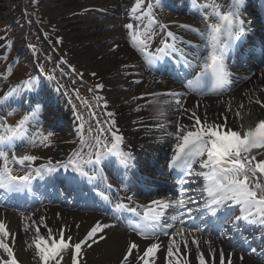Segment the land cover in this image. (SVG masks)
Instances as JSON below:
<instances>
[{"label": "snow or ice", "instance_id": "6c2138e0", "mask_svg": "<svg viewBox=\"0 0 264 264\" xmlns=\"http://www.w3.org/2000/svg\"><path fill=\"white\" fill-rule=\"evenodd\" d=\"M244 3L245 0H209L208 3L202 5L203 9H209L203 16L205 30L201 32L199 29H192L198 33L202 44L196 46L198 51L193 52L189 59L176 47L174 42L176 37L171 31L166 32V37L161 39L160 46L155 51L149 50L148 42L155 35L151 28L156 19L153 10L163 6L162 0H155V3L152 0H147L146 4L145 0H136L131 11L137 20L142 21L147 18L148 25L143 33L144 39H140L137 32L130 33L132 46L145 57L149 65L153 66L180 51V54L184 56V67L191 69L190 78L183 82L186 89L200 95L207 92L223 93L230 90L234 83H237L233 79V73L227 63V56L229 52L237 48L242 37L250 31L252 23L245 18ZM142 9L146 10L141 11ZM138 12L139 15H135ZM124 27L132 30L134 25L128 23ZM181 27L188 26L181 25ZM160 28L163 30L167 26L160 25ZM149 33L152 34L149 35ZM167 37H171L173 42L169 43ZM40 71H43V68ZM8 74L11 75V67L8 69ZM49 79H54V77L49 76ZM36 87L37 80L35 78L30 77L23 82V88L29 91ZM96 87L102 89L104 86L97 84ZM19 91L20 86L18 85L10 89L6 97ZM152 95L178 98L181 93L172 91L163 94L152 93ZM77 98L79 99L78 93ZM96 99L103 98L96 97ZM159 102L167 105L169 100L165 99ZM174 102L181 105L179 99H175ZM252 102L253 100L250 98L249 103ZM83 103L87 105V101H83ZM254 103L264 109V100L256 98ZM88 107L91 118L96 122L99 134L94 135L90 141L81 139L80 150L73 153L67 162L56 161L53 163L49 160L47 164L35 168L32 167V164L38 159L37 156L25 154L17 157L13 153L10 159L9 153L14 149L16 142L25 138L29 139L33 145L38 142L47 146L50 142L53 133L48 131L47 134H44L40 128L35 127L39 124L37 119L40 109L39 101L36 102L35 108L25 114L15 125L6 123V120L0 117V189L9 193L30 192L33 181L51 176L60 169H63L65 173L74 174L68 177L69 180H75L77 177L92 180L93 177L90 173L97 172L98 166H102L108 158H115L126 169L132 167L133 156L122 150L124 137L116 127L115 120L112 119L114 113L106 112L109 120L104 122L107 125L105 128L97 118L96 112L91 111L90 105ZM103 107L107 108V101ZM239 108H244V105L241 104ZM73 110L76 111L75 105H73ZM231 110V108L228 109V111ZM12 114L9 112V115ZM164 115V110L158 109L157 119ZM236 116L242 119L239 109L236 111ZM76 118L84 119L79 113ZM189 119L194 120V124L190 128L177 125L175 131L167 133L175 141L169 167L176 170L182 177L202 178V187L199 189L181 187L179 199L152 200L148 206L133 207L122 202L117 203L115 205L117 209L126 210L139 217V220L133 225L132 231L149 241L142 250L137 242H130L122 255L120 264H153V260L162 246L161 235L170 238L167 245V264H189L187 259L181 260V257L187 254L189 244L188 240L184 238V234L187 232L191 235L193 232L202 233L205 231L204 228L195 224L192 228H188L184 220L185 214L192 217L193 213V209L187 205L197 203L189 195L191 191H199L202 195L206 194L199 209L202 214L207 213L215 219L223 216L224 220L232 225V229L236 230H239L241 221L248 225L264 228V118L255 123L250 122L247 126L240 123L235 130L226 123L227 117H224L225 122L222 123L208 122L206 119L202 121L193 111ZM33 128H35L34 132L31 131ZM83 130L84 124L81 123L79 131L82 133ZM94 131L91 125L87 129L89 133ZM85 145H87V151H85ZM258 156L260 159H257ZM196 163L199 164V170L193 167ZM13 164L19 165V169L12 167ZM19 172L23 174H19ZM195 182L192 181V183ZM108 187L112 186L108 185ZM99 195L105 200L109 198L104 192H100ZM127 200L131 201L132 197L128 196ZM233 206L239 207V214L228 216L226 212ZM138 207L143 210L138 211ZM170 208L184 209L185 211H177L165 219L166 211ZM43 220L42 217L41 223L47 229V233L46 235L41 234L40 226H36L33 241L36 256L41 264H63L65 254H67L70 264H83L82 250L85 247L92 248L99 241L105 240L107 238L106 229L112 227V225L98 221L82 239L77 241L71 234H68L70 229L66 225H62L57 234L46 223H43ZM33 224H35L34 221ZM76 227L79 228V225ZM177 236L181 239L184 252H181V245L177 243ZM242 238L247 239V237ZM261 239H264V235L261 236ZM191 243L199 249L200 242L198 240L193 239ZM206 243L210 244L211 242L206 241ZM14 244L15 234L3 221H0V249L6 254L0 256V264H19ZM28 247H32V244H29ZM250 253L256 254L257 249H250ZM216 254L215 249H212L207 257L200 253L198 264H216ZM231 256V253L226 256L223 249H220L219 264H231Z\"/></svg>", "mask_w": 264, "mask_h": 264}, {"label": "bare ground", "instance_id": "6f19581e", "mask_svg": "<svg viewBox=\"0 0 264 264\" xmlns=\"http://www.w3.org/2000/svg\"><path fill=\"white\" fill-rule=\"evenodd\" d=\"M60 1L64 4V11L71 13V15L66 22L48 20L52 25L51 31L54 32L51 35L53 37L58 35V37L63 38L67 50L75 58L73 63L76 68L78 69V66H80V69H83L80 70V73L92 75L95 73L93 75L95 76L94 79L104 86L101 89L104 100L99 108L102 114L98 119L101 121V125L106 128L107 125L104 122L109 120L106 112L114 113L112 119L115 120L116 127L124 137L122 150L131 153L133 156L132 167L130 168H124L115 158H108L102 166H98L97 172H91L90 175L93 178L90 182L96 184L98 189L119 196L126 195L127 189L140 188V183L132 179L134 166L140 164L145 171L151 172L149 164H153L157 167V170H161V163H165L164 161L172 156L175 148L174 138L168 136L167 133L175 131L177 125L190 128L194 124V120L189 119L193 111L202 121L206 119L208 122L222 123L225 122L224 117H227L226 123L234 130L240 123L247 126L250 122L255 123L264 118V109L254 103L256 98L264 100V91H262L264 90V71L260 78L258 76L253 77L237 92L228 95L223 94L193 106L184 119L183 109L178 108L174 111V107L170 103L163 105L159 102L165 99L159 100V97L152 95V93L165 90L164 88L167 87L168 83L157 81L147 71L143 56L132 46L130 33L137 32L139 38L144 39L143 33L148 25L147 18L142 21L137 20L131 11L136 0ZM245 1L248 7L255 5V3H250L251 0ZM152 2L155 3L154 0ZM20 3L19 1L16 2L17 5ZM162 5V7L153 10L159 18L157 25H153L154 28L151 27L155 33L152 39L155 43H160L161 39L166 37L167 31L176 33L178 30L186 34L187 30L181 27L185 22H195L197 23L196 26H201V15H198L199 19V17H191L189 14L184 13L186 10H191L194 5L193 0H162ZM79 7L81 8L79 9ZM164 7L167 10H164ZM256 7L262 8L264 3L256 4ZM144 10L146 9L141 11ZM247 12H250L249 8L244 11L245 14ZM135 15H139V12ZM43 20L47 19L43 18L39 21ZM128 23L134 25L132 30L124 27ZM67 25L73 32L68 30ZM160 25H166L167 28L162 30ZM151 34L149 33V35ZM167 39L169 43L172 42L170 37H167ZM148 44L152 48L150 41ZM23 51L26 54L27 50L24 49ZM30 53H32V49ZM30 53L26 54L29 60L32 57ZM65 72H70V68H67ZM24 81L19 82L20 91L18 93L9 96L7 100L0 101V107L6 108L19 105L25 109L31 108L33 110L36 102L39 101L40 109L37 113L39 124L35 127L47 128V126H52L58 129L55 149L57 161L67 162L73 153L80 150L81 139L90 141L94 135L99 134L95 121L85 116L83 120L76 118L79 111L77 109L74 111L72 105L68 104L70 101L64 96V92L59 85H52L50 80H45V83L39 80L40 88L36 87L29 91L23 88ZM250 98L253 100L252 103H249ZM105 101H107L106 109L103 107ZM190 104H192V101L189 103L187 100L184 106ZM241 104L244 105V108H239ZM161 108L164 110L165 115L157 119L158 109ZM229 108L232 110L228 111ZM237 109L240 110L242 119L236 116ZM178 114L181 116H177ZM81 123L84 124L82 133L79 131ZM90 125L95 130L93 133L87 132ZM31 131L34 132L35 128ZM23 141L26 142L23 146H17L16 142L14 149L9 153L10 159L13 153L21 157L28 153V150L33 149L29 139L25 138ZM84 147L87 151V145ZM257 159H260V157L258 156ZM40 163L42 162H33L32 167L38 166ZM116 177L124 179L127 183L126 189L112 191L103 185L107 179ZM194 180L200 183L203 182L202 178L198 177H195ZM116 186L120 187L118 184ZM194 187L198 188L197 185ZM152 200L153 198H148L147 202ZM42 217L44 218L43 223H46L57 234L60 227L66 225L70 229L68 234H71L77 241L82 239L96 222L106 223L108 221L101 213L71 210L61 206H45L24 215L0 209V221H3L10 231L15 234L14 251L19 264H41L38 256H36L33 241L36 226H40L41 234L46 235L47 233V229L41 223ZM33 221L35 224H33ZM76 225H79V228ZM261 236L262 234H255V240L259 241ZM106 237L105 240L99 241L92 248L85 247L82 250L83 264H120L122 255L130 242H137L141 250L149 243L147 240H139L131 236L125 229L114 226L106 229ZM184 238L188 240L189 244L187 254L181 257V260L187 259L189 264H198L200 253L205 254L207 257L210 251L215 249L217 252L216 264H219L220 249L215 248L213 244L202 245L201 239L194 237L195 240L200 242L199 249H197V246L190 241L194 238L188 237V234H185ZM160 242H162V246L154 258L153 264H167L169 239H163ZM177 243L181 245V252H184L185 249L181 239ZM29 244H32V247H28ZM219 245L223 247L226 256L229 253L232 254L231 264H264V258L242 256L222 242ZM246 246L245 244L244 247L248 249ZM4 255L6 254L0 249V256ZM63 264H70L67 254H65Z\"/></svg>", "mask_w": 264, "mask_h": 264}, {"label": "rangeland", "instance_id": "374dc122", "mask_svg": "<svg viewBox=\"0 0 264 264\" xmlns=\"http://www.w3.org/2000/svg\"><path fill=\"white\" fill-rule=\"evenodd\" d=\"M18 1L21 3L17 5ZM63 8L64 4L60 0H0V101L7 100L9 96L6 97V94L10 89L17 87L20 81L28 77L35 78L39 88L41 81L45 83V80H50L52 85L61 87L64 96L70 101L68 104L72 107L75 105L83 118L85 116L95 121L90 116L88 105L91 106V111L96 112L97 118L101 116L99 108L104 99H96L103 98V92L96 87L99 83L92 74L80 73L83 69H80V66L76 68L73 63L75 58L67 50L63 38L51 35L54 32L51 31L52 25L48 20L66 22L70 18L71 13L64 11ZM43 18L47 20L39 21ZM67 27L72 31L69 25ZM24 49L27 50L26 54L32 49L30 60ZM9 67L11 75L8 74ZM39 68H43V75ZM67 68H70V72H65ZM49 76H53L54 79H49ZM83 101H87V105ZM31 111V108L13 105L1 108L0 117L4 118L6 123L15 125ZM9 112L13 114L9 115ZM40 129L45 132L44 134L51 131L53 136L50 137L47 146L38 142L32 144L33 149L28 150V153L37 156L36 161L56 160L58 129L52 126Z\"/></svg>", "mask_w": 264, "mask_h": 264}]
</instances>
